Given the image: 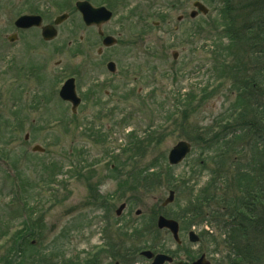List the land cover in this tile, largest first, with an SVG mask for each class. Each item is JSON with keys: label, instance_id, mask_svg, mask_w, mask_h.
<instances>
[{"label": "rangeland", "instance_id": "obj_1", "mask_svg": "<svg viewBox=\"0 0 264 264\" xmlns=\"http://www.w3.org/2000/svg\"><path fill=\"white\" fill-rule=\"evenodd\" d=\"M195 1L208 12L191 19ZM219 1L132 0L133 7L148 5L149 24L141 32L134 17L123 20L129 5L117 10L104 32L118 42L107 50L94 30H78L73 20L52 43L27 54L23 47L0 49V57L18 50L38 69L30 82L9 81L0 96V264H93L95 257L97 264H112L125 255L98 252L116 246L130 250L132 264H147L140 256L145 250L169 251L172 264H191L201 253L211 264H223V228L230 221L221 197L237 196L239 173L245 168L254 176L264 159L254 135L228 143V154L218 158L228 141L223 138L232 140L242 129L234 108L247 97L241 87L251 83L244 81L253 68L244 75L234 68L241 61L229 56L231 34L224 20L219 26ZM108 61L115 63L114 75L105 69ZM68 78L82 98L74 116L58 97ZM25 92L28 100L36 94L35 105L14 109L16 95ZM181 141L191 151L170 166L168 152ZM169 191L174 202L163 213L178 219L180 245L155 230ZM207 193L214 199L196 218L191 206ZM121 203L127 212L116 219ZM190 230L202 236L199 244L188 241ZM255 237L259 244V234H249ZM256 250L258 255L253 247L250 253L260 261Z\"/></svg>", "mask_w": 264, "mask_h": 264}, {"label": "trees", "instance_id": "obj_2", "mask_svg": "<svg viewBox=\"0 0 264 264\" xmlns=\"http://www.w3.org/2000/svg\"><path fill=\"white\" fill-rule=\"evenodd\" d=\"M219 3L221 4L219 17L222 18L219 19L221 20L219 26H222L224 20L229 36L231 34L229 56L231 61H234L235 58H239L241 61L240 63L239 60H236L237 65L234 68H237V72L242 71V75L248 74L250 68H253H251V76H247L244 81L249 82V78H251V83L243 85L242 78L237 77L239 85H243L241 94L247 96L243 98L240 107L234 108L238 114L237 123L241 125L242 129L239 131V135L233 136L232 140H229L228 135L223 138L228 141L225 142V147H222L221 155L218 158L228 154L227 147H232V145L228 146V143L241 138L246 140L250 137L252 139L254 135L257 137V144L261 143L262 145L261 157L264 159V0H220ZM227 16L228 18H226ZM225 26H223L224 29ZM238 65L241 68H238ZM232 78L234 79V76ZM232 112L233 115L235 111ZM243 169L239 173V186L242 187L238 190L239 194L234 197H221L223 198L221 201L224 203L221 208L229 209L226 218H229L227 220L230 221V224H226V227L223 228L225 235L223 243L228 250L223 264H260L262 259L264 261V165L262 168L260 166L257 168L254 176H250V173H247L245 168ZM150 176L152 175L149 174L148 177ZM245 181L251 182V185L246 186ZM148 183L146 184L148 185ZM199 196L194 201V207L191 206V212L196 218L204 215L202 208L207 205V202L214 199V197H208L210 196L208 193L207 196ZM174 218L176 219V217ZM176 220L178 221V219ZM250 233H253L254 236L259 234V244L257 237L249 238ZM252 247L255 249L254 252L258 247L261 249V251L259 250L260 256H262L260 261L257 256L255 258L250 253ZM99 253L102 254V252ZM119 257L121 260L126 256ZM111 258L113 259L114 256ZM92 260L93 257L88 261ZM4 261L5 264H9L7 259ZM93 264H97L96 257Z\"/></svg>", "mask_w": 264, "mask_h": 264}, {"label": "flooded vegetation", "instance_id": "obj_3", "mask_svg": "<svg viewBox=\"0 0 264 264\" xmlns=\"http://www.w3.org/2000/svg\"><path fill=\"white\" fill-rule=\"evenodd\" d=\"M131 1L132 0H0V49L9 48L10 53L11 48L19 49V47H23L25 49V54H27L28 50L37 47V45L43 46L52 43L54 40H48L50 36V31L48 32V29H55L58 37L59 30L63 24L69 20L75 21L74 23L78 30H94L102 44V41L106 36H112L105 34L104 29L112 22V20H114L116 11L118 10L121 12V10L126 9L128 5L131 11L125 16V18H123V20L127 22L134 17L133 20H136V22L141 24L143 27V30L140 31L144 32V27L149 24V14H144V12L149 9L148 5L143 6L141 3L140 5L137 4L135 7H133L131 4H129ZM77 3L82 5L80 11L76 8ZM88 6L93 9H105L111 14L110 20L104 23L102 20L96 22L97 18L95 15L88 13ZM61 16H65L66 18L63 22L55 25V20ZM83 41L84 38L80 35L78 37V45L81 49V52L84 49L85 44ZM68 45L72 46V43L69 42ZM107 49L110 48H106L104 50ZM9 53L3 51V54L0 57V77L3 78L0 83V87H2L0 96L1 94L6 93V84H8V87H11L10 82H12V80L15 81V84L21 83L22 81L30 82L36 78V72L38 70L35 67L28 66L30 58L28 56H18V50L16 52L17 55H11ZM97 53L101 55L103 50L98 49ZM45 66L47 67V64ZM44 69L46 68L44 67ZM28 92H25L24 96L21 94L16 95L14 109L20 110L21 107H24L25 105L29 106V109H31L35 105L36 94H34V96L28 100ZM28 101L29 103H27ZM15 124L21 125L22 123L21 121H17ZM25 139H27V136ZM121 204L123 207L120 212H118V209L114 211L116 219H121L122 214L127 212V204ZM166 207L167 205H164L163 203L160 205L155 217L156 219L159 216L165 217V213H163V211L166 209ZM134 215L138 217L141 215V212L136 211ZM190 232L191 231L187 233V239L190 237ZM195 234L197 235L196 232ZM197 236L199 237V235ZM99 252H102L104 255L118 254L126 256L120 261H116L112 264H132L133 262L128 258L130 252L129 249L122 250L116 246V249L113 247L110 249L103 248L100 249ZM201 256H204L205 259L211 263V261L207 259L206 254L201 253L198 257ZM111 259L112 258H110V260ZM146 262L147 264H150L151 260H146ZM177 263L182 264V262Z\"/></svg>", "mask_w": 264, "mask_h": 264}, {"label": "water", "instance_id": "obj_4", "mask_svg": "<svg viewBox=\"0 0 264 264\" xmlns=\"http://www.w3.org/2000/svg\"><path fill=\"white\" fill-rule=\"evenodd\" d=\"M193 7H194L195 11L190 13V18H194L198 12H200L203 15H206L207 12H208L207 9L201 3H198V2L194 3ZM63 18L64 17H62L61 20ZM105 18H107V19H104L105 21L108 20L109 19V15H107ZM180 20H181V17L178 18V21H180ZM58 22H56V24ZM55 36H56V32L54 30V32L50 35L49 39L54 38ZM114 43H115V40L113 38H111V37H107L103 41V45L105 47H109V46L113 45ZM174 58H175V55H174ZM108 69L111 70V71H114V65L110 63L108 65ZM60 96L64 100H68L71 103H73V107L74 108L78 105L79 99L75 95L74 86H73V80H68L64 84V86L62 87V89L60 91ZM189 152H190V145L185 143V142H179L169 152V155H168L169 164L170 165H176V164L180 163L186 157V155L189 154ZM173 199H174V193L171 191V192H169L168 197H167V199L164 202V205L173 202ZM122 207L123 206H121L119 208L118 212H120ZM157 227L159 229L168 230L171 233L173 239L176 242H179V239H178V224L175 221L167 220V219H165L163 217H159L158 221H157ZM189 240L191 242H197L198 238L196 236H194L193 233H190ZM142 255L144 257H146L147 259H152L153 258V261H152L151 264H165V263H171L172 262V259L170 257H168L166 255H162V254H158V255L154 256L151 252L146 251V252H143ZM193 264H209V262H207L205 260L204 256H201Z\"/></svg>", "mask_w": 264, "mask_h": 264}]
</instances>
